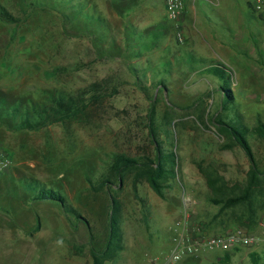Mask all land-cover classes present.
Masks as SVG:
<instances>
[{
  "label": "rangeland",
  "instance_id": "obj_1",
  "mask_svg": "<svg viewBox=\"0 0 264 264\" xmlns=\"http://www.w3.org/2000/svg\"><path fill=\"white\" fill-rule=\"evenodd\" d=\"M165 2L0 0V151L13 160L0 177V264H94L92 252L105 251L111 237L113 199L123 246L107 264H149L146 254L165 263L186 214L206 234H262L258 207L250 227L233 215L241 208L220 214L202 169L230 184L247 181L250 158L224 149L215 123L264 124V19L248 0H190L174 22ZM214 63L226 81L209 72ZM94 90L102 101L79 120L17 129L29 101L89 99ZM249 141L264 168V138ZM158 151L168 171L163 197L138 175L154 168ZM121 156L138 161L136 175L121 178ZM42 186L68 207L35 201ZM252 252L263 254L264 241L177 264H222L226 254L230 264H253Z\"/></svg>",
  "mask_w": 264,
  "mask_h": 264
},
{
  "label": "trees",
  "instance_id": "obj_2",
  "mask_svg": "<svg viewBox=\"0 0 264 264\" xmlns=\"http://www.w3.org/2000/svg\"><path fill=\"white\" fill-rule=\"evenodd\" d=\"M62 1L63 0H61V2ZM3 12L5 11L3 10ZM98 21L100 22L101 20L98 19ZM219 66L214 63L208 67V70L212 75L226 81L225 76L220 73L221 70ZM224 90L229 92L230 89L227 86ZM85 96L86 95L83 94L69 97L68 99H54L49 105L29 101L28 104L25 105V115L19 126H17V129L38 132L56 123L67 124L69 122L77 121L81 118V116L85 115L90 104L95 105L102 101V96L97 94V90L92 91V95L89 99ZM226 96L227 100H229V94H226ZM22 106V102L16 104L13 108V113L15 115L20 113ZM168 108L171 109L170 106H168ZM229 108L230 104L228 101L224 102L223 109L226 110ZM215 124H217L218 131L222 135L223 139L228 141V143L224 144L223 148L231 150L234 147L241 148L250 158L251 167L248 172L247 181L244 185H240L238 183L230 184L218 174L202 169L213 195L212 203L216 206H220V214H224L227 211H234L238 208L243 209L242 213L234 211L233 215L237 217L238 224L250 227L249 224H252L257 219L255 209L258 207L264 211V168H260L255 159V155L249 141V135L264 138V124H260L251 130L246 128L244 125L227 123L223 120H219V122L216 121ZM154 142L158 144L156 139ZM164 159L161 156V151H158L157 160L155 161L153 169L145 168L140 170V168H138L140 170L138 175L142 176L160 197H163L162 188L164 182L168 179V171L166 170V161ZM172 163L174 164L175 162L172 161ZM116 165L117 172H120L119 175L122 179H124L125 173H135L136 175V170H138L136 166L140 164L134 159L121 156L117 158ZM109 184V181H104L98 186L97 190H103L104 188H107V185ZM34 196V200L38 202H55L64 208L68 207L65 197L59 191L46 189L45 186H42L41 190ZM119 211V204L115 199H113L111 237L105 251L92 252L94 264H107L108 262L113 261L118 252L122 249V231L120 226ZM249 256L253 264H264V253L260 254L258 252H252ZM221 261L222 264H230V255L226 254Z\"/></svg>",
  "mask_w": 264,
  "mask_h": 264
},
{
  "label": "built area",
  "instance_id": "obj_3",
  "mask_svg": "<svg viewBox=\"0 0 264 264\" xmlns=\"http://www.w3.org/2000/svg\"><path fill=\"white\" fill-rule=\"evenodd\" d=\"M190 0H166V12L170 21L178 22L186 13ZM251 9L255 14L264 19V0H250ZM183 39V35L180 34ZM13 166V160L9 153L0 151V177L7 175ZM180 233L176 248L165 263L146 254L149 264H177L188 256L204 250H219L222 252L234 251L238 248L252 250L264 241L262 234H254L244 227H238L226 231L223 234H206L202 229L194 228L190 216L186 214L182 219ZM179 229V230H180ZM264 229V226H263Z\"/></svg>",
  "mask_w": 264,
  "mask_h": 264
},
{
  "label": "crops",
  "instance_id": "obj_4",
  "mask_svg": "<svg viewBox=\"0 0 264 264\" xmlns=\"http://www.w3.org/2000/svg\"><path fill=\"white\" fill-rule=\"evenodd\" d=\"M249 2H250V0H248V2H247V3H248V6L250 7ZM188 6H189V5H188Z\"/></svg>",
  "mask_w": 264,
  "mask_h": 264
}]
</instances>
